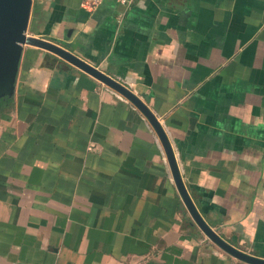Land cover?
Wrapping results in <instances>:
<instances>
[{
    "label": "crops",
    "instance_id": "1",
    "mask_svg": "<svg viewBox=\"0 0 264 264\" xmlns=\"http://www.w3.org/2000/svg\"><path fill=\"white\" fill-rule=\"evenodd\" d=\"M26 33L135 94L200 216L264 259V0H30ZM0 264H252L198 227L149 120L23 45L0 96Z\"/></svg>",
    "mask_w": 264,
    "mask_h": 264
},
{
    "label": "water",
    "instance_id": "2",
    "mask_svg": "<svg viewBox=\"0 0 264 264\" xmlns=\"http://www.w3.org/2000/svg\"><path fill=\"white\" fill-rule=\"evenodd\" d=\"M29 6L30 0H0V96L11 93L23 45H32L50 51L108 85L135 104L154 127L166 152L172 175L182 200L191 217L204 234L220 248L236 258L252 264H264V259L251 256L227 243L203 220L183 185L166 133L156 117L135 94L64 48L26 33Z\"/></svg>",
    "mask_w": 264,
    "mask_h": 264
},
{
    "label": "built area",
    "instance_id": "3",
    "mask_svg": "<svg viewBox=\"0 0 264 264\" xmlns=\"http://www.w3.org/2000/svg\"><path fill=\"white\" fill-rule=\"evenodd\" d=\"M105 0H86V3L89 7H96L100 3H102ZM117 2L121 4H129L131 0H116Z\"/></svg>",
    "mask_w": 264,
    "mask_h": 264
}]
</instances>
